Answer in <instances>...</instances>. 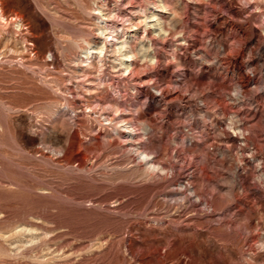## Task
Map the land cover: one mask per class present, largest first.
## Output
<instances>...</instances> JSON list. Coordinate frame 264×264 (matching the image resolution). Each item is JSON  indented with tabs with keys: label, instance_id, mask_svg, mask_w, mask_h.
<instances>
[{
	"label": "rangeland",
	"instance_id": "1",
	"mask_svg": "<svg viewBox=\"0 0 264 264\" xmlns=\"http://www.w3.org/2000/svg\"><path fill=\"white\" fill-rule=\"evenodd\" d=\"M109 1L134 56L100 84V0H0V264H264V0Z\"/></svg>",
	"mask_w": 264,
	"mask_h": 264
},
{
	"label": "bare ground",
	"instance_id": "2",
	"mask_svg": "<svg viewBox=\"0 0 264 264\" xmlns=\"http://www.w3.org/2000/svg\"><path fill=\"white\" fill-rule=\"evenodd\" d=\"M114 2H115V0H114ZM158 2H159V0H155L154 2H151V3H152V5L154 4L156 6V3H158ZM100 3H101V6H103L102 8L99 7L100 8L99 10H98V8H94L93 10L91 9L92 13L93 12L99 13V16L96 17L98 19L96 22V36H95L96 40H93L92 42H89V41L84 40V39L82 40L85 47L83 49H81V51H80L81 55L75 61V68L79 69V72L81 70L82 76H84V75L88 76L90 74L89 72H91L92 69L96 68V71H94V74H95V76H98V77H96L95 81L97 80L100 84H102V83H105V79L102 78V76H101V74L103 73V66L105 65V61H110V62L112 61V63L116 62L117 66L121 67V69H122L121 75H124V73H126L127 71L130 70L131 65H132V63H131L132 58L134 55L132 54L131 51H129V49H127V47H128V41L127 40H129V38L131 37L129 32H132L131 30L136 25V22H134V21H135L137 14L135 15V14H133L132 11H130V13H129L130 17H127L121 26H117L114 23V20L118 17V13H119L117 6L116 7H115V5L111 6L109 0H100ZM160 7L162 9L164 8L163 6H160ZM160 10L161 9H159V11ZM143 19H144L143 20L144 30L146 28H149V27H156L159 32H162V33L166 32V30H164V28L162 26L161 18L157 17L155 11L151 10L149 14H145ZM7 20L8 19L4 17L3 12L0 9V25H6ZM10 21L13 22V24L15 25V28L18 29L21 27V24L18 23L19 18H17V17L13 18L12 17L10 19ZM150 22H152V23H150ZM110 67L115 68L116 66L114 64V65H111ZM80 74L81 73H79V75ZM86 81L88 82L87 84L89 87L86 88L85 91L89 94H93L92 90L95 88H92L94 86V84H92V80L87 79ZM240 87H242V86H240ZM176 93H179V92H176ZM175 95H177V94H175ZM96 97H97V95H96ZM185 97H187V96H185ZM87 99H86L84 108H85V110L87 109L88 112H90L92 114V117H93V115H95L98 118H103V120H107V122L109 121L108 123H112V122L114 123L115 119L110 118V117H109L110 118L109 119L107 117V114H106V111L111 108V105H110L111 103L105 104V103H101L100 101H91L89 103V101H87ZM90 100H92V99H90ZM117 123L121 124V125H119V128L121 129L122 133L126 134L127 142L131 143L133 136L131 133L132 129L129 125L128 120L122 118ZM138 147H140V146H138ZM132 151H133V149H132ZM135 151H136L138 156H141L143 158L142 161H143V166L145 165V167H144L145 169H148L151 171H156L158 173L160 172V174H162L163 167L161 168L159 165H157L158 163L156 164L154 162L153 157H151L150 155L140 151V149H136ZM141 157H139V158H141ZM155 161H156V159H155ZM139 163H141V162H139ZM163 172H165V171H163ZM185 185H187V183ZM177 187L178 186H176L175 189H177ZM186 196H188V195H186Z\"/></svg>",
	"mask_w": 264,
	"mask_h": 264
}]
</instances>
